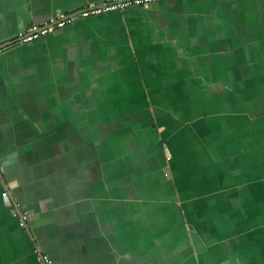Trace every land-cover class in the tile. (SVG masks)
I'll use <instances>...</instances> for the list:
<instances>
[{"label":"crops","instance_id":"crops-1","mask_svg":"<svg viewBox=\"0 0 264 264\" xmlns=\"http://www.w3.org/2000/svg\"><path fill=\"white\" fill-rule=\"evenodd\" d=\"M106 1L0 0V44ZM37 246L264 264V0H167L2 53L0 264H39Z\"/></svg>","mask_w":264,"mask_h":264},{"label":"built area","instance_id":"built-area-1","mask_svg":"<svg viewBox=\"0 0 264 264\" xmlns=\"http://www.w3.org/2000/svg\"><path fill=\"white\" fill-rule=\"evenodd\" d=\"M163 1L167 0H109L103 3L89 4L83 9L73 13H58L49 17L41 24L30 25L25 30L18 33L16 39L13 42L8 43V45L0 44V56L11 46L17 44L31 45L52 33H56L73 25L79 20L99 17L114 12H121L135 7L145 8ZM12 215L19 219L21 228L25 229L28 227L27 221L29 214L27 212L20 211L19 206H17V209L12 211ZM35 255L39 264H53L51 257L45 254L38 246L35 248Z\"/></svg>","mask_w":264,"mask_h":264},{"label":"trees","instance_id":"trees-1","mask_svg":"<svg viewBox=\"0 0 264 264\" xmlns=\"http://www.w3.org/2000/svg\"><path fill=\"white\" fill-rule=\"evenodd\" d=\"M9 193H10V191H9ZM6 195H8V193H7L6 191H4V192L2 193V196L5 197ZM6 197H7V196H6ZM14 219L17 221L18 225L20 226L19 219H18V218H14ZM27 222H28V221H27Z\"/></svg>","mask_w":264,"mask_h":264},{"label":"water","instance_id":"water-1","mask_svg":"<svg viewBox=\"0 0 264 264\" xmlns=\"http://www.w3.org/2000/svg\"><path fill=\"white\" fill-rule=\"evenodd\" d=\"M10 46V45H9Z\"/></svg>","mask_w":264,"mask_h":264}]
</instances>
